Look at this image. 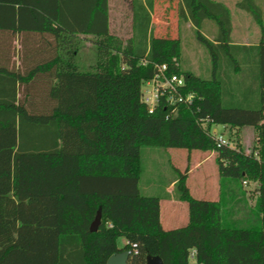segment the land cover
<instances>
[{"label": "trees", "instance_id": "trees-1", "mask_svg": "<svg viewBox=\"0 0 264 264\" xmlns=\"http://www.w3.org/2000/svg\"><path fill=\"white\" fill-rule=\"evenodd\" d=\"M154 1L128 0L123 38L109 28L108 0H0V37L10 40L0 51V264H105L122 249L130 252L126 264H144L146 255L162 264H264V37L234 44L221 1L174 0L176 34L190 23L209 55L210 75L201 78L180 69L178 37L152 33ZM234 5L262 34L256 0ZM205 20L215 25L210 36ZM33 32L51 37L52 53L21 52L16 66L12 39ZM87 35L94 61L79 70L78 39ZM153 63L183 75L182 92L194 95L190 107L178 105L165 118L170 107L160 99L147 112L140 86ZM232 84L247 88L239 99ZM214 125L249 126L254 140L247 152L237 143L217 147ZM142 147L186 150L182 171L170 164L173 199L187 206L185 225L163 229L158 202L169 194L141 191ZM194 149L215 154L217 200L189 193ZM242 180L254 188L243 189ZM248 192L253 204L234 216ZM97 210L100 223L90 232Z\"/></svg>", "mask_w": 264, "mask_h": 264}, {"label": "rangeland", "instance_id": "rangeland-1", "mask_svg": "<svg viewBox=\"0 0 264 264\" xmlns=\"http://www.w3.org/2000/svg\"><path fill=\"white\" fill-rule=\"evenodd\" d=\"M221 1L228 9L231 19V39L233 41H241L243 39H250L253 42L258 41L260 37H264V31L261 34L259 26L251 19V17L235 7L234 3L237 0H216ZM262 12V23L264 27V0H256ZM109 5V18L111 22H114L117 17L118 8L120 7V0H108ZM151 19L154 21L152 24V33L155 35H164L169 37H178L180 43V56L179 63L182 71H190L198 77L208 78L211 70V63L209 55L204 47L194 36V28L190 23L181 22L178 26V32L176 34V2L174 0H158L155 2L151 10ZM129 15V12H128ZM129 21V17H127ZM157 20V21H156ZM159 20L165 21V31L163 29L164 24ZM205 28L202 32L210 36L214 31L215 25L210 20H205ZM111 28H114L112 25ZM125 30L119 35L125 38L129 33V25L124 26ZM128 28V29H127ZM112 30V29H111ZM114 32V30H112ZM17 50V49H16ZM19 51H16L18 55ZM95 56V46L90 41H87L83 37L78 39V49L75 57V61L79 70H87L93 63ZM215 128L217 134H221L224 139L229 142L230 146H234L235 143L241 145L245 152L254 140V135L251 133H244L241 136H229L228 131L223 130L221 125H214L211 129ZM141 152V172L139 177V187L142 192L149 194L160 195L165 183L174 177L175 173L170 167L168 161V155L166 149L158 147H142ZM173 152L172 163L176 166L180 165L182 157L185 156L186 150L183 148L171 149ZM199 152V151H197ZM208 168L207 165H204ZM216 174L213 175L209 169L203 168L202 171H193L187 178V187L190 194L195 197H205L208 190H211L213 184L216 186ZM150 182V183H149ZM241 186L243 189H253L254 184L245 183ZM253 204V197L250 196V192L245 195V205L243 202H237V207L234 216H241L245 207ZM120 242V239H117ZM120 245V244H119ZM189 264H194L192 259H189Z\"/></svg>", "mask_w": 264, "mask_h": 264}, {"label": "crops", "instance_id": "crops-1", "mask_svg": "<svg viewBox=\"0 0 264 264\" xmlns=\"http://www.w3.org/2000/svg\"><path fill=\"white\" fill-rule=\"evenodd\" d=\"M158 0H155L153 2L152 8L155 4V2ZM109 6V5H108ZM129 6H128V0H120V7L118 8L117 15L122 16V17H117L114 22H111L109 18V28L114 30V32L119 35L121 32L125 30L124 26L129 25V21L127 22L129 15ZM150 13V17H151ZM151 19V18H150ZM151 30H152V24L154 21L151 19ZM157 21V20H156ZM161 23L164 24L163 29L165 31V21L159 20ZM112 25L114 28H111ZM128 29V28H127ZM231 35V33H230ZM161 36V35H160ZM164 36V35H162ZM87 41H90L93 43V37L92 36H85L83 37ZM231 39V37H230ZM9 38H6L5 35L0 37V51H5V45L6 43L8 44ZM231 42L234 44H243V45H248V44H255L256 42L251 41L250 39H243L241 41H233L231 39ZM52 39L51 37L43 36L41 34H37L35 32L28 34L25 37L22 36H16L15 38L12 39V44L15 46V60H16V66L20 65V61L18 60L19 54L21 52L23 54H27V56H32V57H41V56H50L52 53ZM17 49V50H16ZM16 51H19L18 55H16ZM180 65V63H179ZM233 77V76H232ZM245 85H237V84H232L231 87L228 88V90L232 93L234 99H239L242 95L243 92L246 90ZM223 130L228 131L229 136L233 137H238L241 136L242 134L246 133H251V135H254V131L251 127L249 126H242V127H229V126H221ZM171 149L174 148H167L166 153L168 155V161L170 164L178 169L179 171H182L185 167L186 164V155L187 153L185 152V156L182 157V161L180 165L176 166L175 164L172 163L173 159V152H171ZM199 150H191L189 152V164H188V172H187V177L185 180V183L187 182V178L192 174V172L195 170H200L202 171L203 168L206 170L209 169L213 175V178L215 177L216 174V186L213 184V187H211V190H208L206 193L205 197H200V199L204 200H217L218 198V184H217V171H216V166L214 163V152H203ZM204 165H207L205 167ZM174 177H171L164 185L161 196H163L165 193L169 194L168 198H161L159 199V221L161 224V227L163 229H172L176 228L179 226H183L187 222V206L186 203L183 201L175 200L173 199L172 196V180ZM150 183V182H149ZM187 186V183H186ZM188 188V187H187ZM189 190V189H188ZM190 193V192H189ZM149 194V193H147ZM192 196V195H191ZM164 197V196H163ZM199 199V198H198ZM120 242H117L118 246H122L125 243V240L121 237L119 238ZM120 244V245H119Z\"/></svg>", "mask_w": 264, "mask_h": 264}, {"label": "built area", "instance_id": "built-area-1", "mask_svg": "<svg viewBox=\"0 0 264 264\" xmlns=\"http://www.w3.org/2000/svg\"><path fill=\"white\" fill-rule=\"evenodd\" d=\"M139 64L144 65L145 60H139ZM177 66V63H174ZM165 63H153V75L151 78L144 80L140 86V100L145 104L147 112L151 113L153 108L162 99L163 103L170 107L167 117H171L176 114L178 105L190 107L194 95L192 93L184 94L182 92L184 86V77L181 74L166 72ZM212 134L215 146L229 145V142L222 137L221 134L216 133V129L210 130ZM242 184L246 181L242 180ZM135 253V249L132 250ZM189 256H193V250L190 251Z\"/></svg>", "mask_w": 264, "mask_h": 264}, {"label": "water", "instance_id": "water-1", "mask_svg": "<svg viewBox=\"0 0 264 264\" xmlns=\"http://www.w3.org/2000/svg\"><path fill=\"white\" fill-rule=\"evenodd\" d=\"M100 223V212L99 210L96 211L93 219L90 221L88 230L90 232H94L97 230L98 225ZM128 249H122L116 251L109 255L105 261V264H126V260L129 256ZM144 264H162V261L159 256L157 255H146L144 259Z\"/></svg>", "mask_w": 264, "mask_h": 264}]
</instances>
